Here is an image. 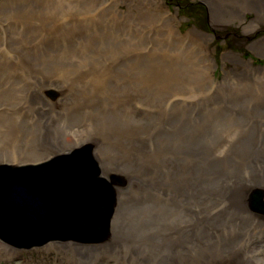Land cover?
<instances>
[{"label": "rangeland", "instance_id": "1", "mask_svg": "<svg viewBox=\"0 0 264 264\" xmlns=\"http://www.w3.org/2000/svg\"><path fill=\"white\" fill-rule=\"evenodd\" d=\"M19 1L0 0V156L23 153L26 160L15 156L12 163H34L89 145L103 172L124 181L116 189L125 240L146 264H161L157 249L175 235L182 240L192 226L205 232L210 205L220 206L214 197L264 161V0L222 3L215 17L206 0H96L114 14L84 21L91 44L72 34L82 16H65L82 0L40 12L24 11ZM151 4L159 15L148 33L141 11L151 13ZM14 7L22 12L8 15ZM192 29L203 34L187 36ZM41 36L42 43L32 40ZM18 59L20 80L6 84L8 62ZM153 70L175 79L166 85ZM6 95L16 104L5 105ZM39 140L50 147L43 150ZM257 193L264 203L256 186L249 208ZM245 235L231 233L232 262L185 254L183 264H244L236 251L258 244L243 243ZM0 242L7 247L0 264H77L85 253L78 264H121L91 255L93 244L55 240L21 249ZM204 243L192 248L210 251Z\"/></svg>", "mask_w": 264, "mask_h": 264}, {"label": "bare ground", "instance_id": "2", "mask_svg": "<svg viewBox=\"0 0 264 264\" xmlns=\"http://www.w3.org/2000/svg\"><path fill=\"white\" fill-rule=\"evenodd\" d=\"M11 0H5V3H9ZM55 1V2H54ZM49 0L46 3H42V0H30L27 2L26 0L19 1L18 3H21L22 9L24 11H34V12H40V11H46V9H49L53 5H59L61 6V3H71L72 0ZM96 0H82V4L76 5L77 7L75 10L71 9L69 12H65V16L68 14L71 18H74V16H82L80 20L75 19V21L72 22L73 28H72V34L77 33H83L86 36V24L84 23L85 20L89 19H97L98 17L101 20H103L106 17H111L114 13L112 9L109 7L110 5L106 3L100 2L99 4L95 3ZM210 13H212V16H219L221 5L222 3H233L235 0H206ZM246 3L249 2V0H244ZM61 2V3H60ZM15 6H17L14 3ZM101 5V6H100ZM155 5L159 8V5L155 3ZM64 6V5H63ZM62 6V7H63ZM108 6V7H107ZM153 4H151V13L146 11H141V14H144V29L149 31H153L154 23L158 21V12H154L152 9ZM226 8H230V6H227ZM21 7H14L13 9H8L7 14L10 16H13V14H19L22 10ZM50 12L53 14V11L50 10ZM48 14V13H47ZM52 14H49L50 16H53ZM81 14V15H78ZM234 13H230L232 15ZM21 15H17V18L21 20L19 17ZM170 30L174 33L173 35L177 34L180 36V34L177 31L176 27L169 26ZM196 32L202 33L201 31L197 29H192L188 31L186 34L187 36L195 35ZM203 34V33H202ZM32 40L44 42L43 36L39 38H33ZM84 41H87V43L91 44L90 37L86 36V39H83ZM176 40L179 43H182L183 47L181 50H188L187 47L189 46L184 43V38L182 37H176ZM189 45H192L191 41L189 40ZM230 53V52H227ZM230 55V54H229ZM234 55V54H233ZM239 59L240 57L236 55ZM228 60H232L231 56H227ZM16 59V58H15ZM21 59L18 60H12V62H8L9 64V73L6 72L7 75V83L17 82L20 79L21 73L19 71L20 67L17 65L20 62ZM241 62L248 63L247 61L240 59ZM237 61H235L236 63ZM203 65V64H202ZM235 66L239 65V63L234 64ZM78 66V64H77ZM204 67V66H203ZM156 72L155 77L162 81L166 85H170V80L172 81L175 79V77H167L166 74L162 71H155ZM112 74V72H110ZM12 78V79H10ZM157 85H160L158 82ZM7 102L4 104L7 106H11L9 104V100L11 98L10 95H6ZM11 104L15 105L14 99L10 100ZM214 108H220L219 106H215ZM264 123V119H263ZM119 137H121L119 135ZM263 140L259 143V147H264V135H262ZM249 138V137H248ZM222 139L226 142L225 138L222 137ZM40 146H43L42 149L46 150L50 146L44 144L41 140H39ZM59 143L58 145H60ZM81 144V143H78ZM77 144V145H78ZM74 146H71L70 148H73ZM244 147V146H241ZM40 147H38L39 149ZM70 148L64 149L63 152L69 151ZM55 149V148H54ZM55 152H58L60 150L55 149L53 150ZM62 153V151H61ZM25 154L21 153L20 155H13L11 153H7L6 155L0 156V162L5 163H12L15 159L13 157H17V160L21 158V160H26ZM15 165V164H14ZM103 172V170H102ZM106 172V173H105ZM105 174L109 175L110 173H107L108 170H106ZM230 175L224 174L222 175L223 178H228ZM120 181L119 183H114L115 188V199L111 207L110 214L107 212L106 220H108V226L107 230L102 234L96 236L95 239H90L92 236H72L70 239L67 238H57V239H49L45 243H41L38 245H30L22 247L21 249H31L35 247H41L44 244H46L48 241H74L81 244H93L94 246L90 248V254L94 256L101 257L104 259V255L107 254L108 256H111V258H116L117 261L121 264H146L143 260V258L135 255L133 253V248L130 245H133L131 243H128L124 236L123 232L121 231L120 222L118 219V211L117 205L119 204L118 196H117V187L122 186L123 180L122 178H118ZM231 181V179H229ZM227 184V182L224 184V186ZM223 186V187H224ZM256 186H260L261 189L264 191V161L255 160L252 171L247 175L243 177H237L232 181L231 187L222 195H217L214 197V202L220 203V206H214V204L210 205L211 213H210V220L205 225V232L199 231L197 229H194V226H192V231L190 229V233L186 236H184L181 240L177 238L175 235V238L172 239L170 244L164 245L165 248L157 249L158 256L161 258V264H183V257L186 254L185 258H190V256L193 258L195 257V254H201L205 259L210 257V259H215V262L217 260H225L229 259L230 262L232 260L236 259L234 257L235 252L230 251V249L234 246L231 237L232 232H238L247 234L242 238L243 243H247L251 241H256L258 244H252V248L249 251H246L244 254H240L239 251H236L238 255H242L246 261L244 264H264V203L262 201L261 195H252L251 197V206L252 208L248 207V202L250 203V197L249 193L250 191L255 188ZM167 188V186L164 184L161 186L160 190L163 191ZM225 189V188H224ZM248 201V202H247ZM215 208V210L213 209ZM117 209V211H116ZM194 222V220H193ZM192 222V223H193ZM178 233V227L175 228ZM179 229L181 230V227L179 226ZM198 239L205 240L204 244H199L208 247L211 249L210 251L207 249H204L202 252L196 250L195 248H192L196 241ZM241 239V238H240ZM0 241L7 243L8 245H12L11 243H8L4 240ZM65 243V242H62ZM128 244V245H127ZM190 247L192 249H190ZM6 245L0 242V251L6 250ZM208 252V253H207ZM183 256V257H182ZM80 261L82 259L84 262L87 259L86 253L83 257H77ZM74 261V258L71 260V262ZM77 262V264H78ZM229 262V263H230ZM107 263V262H102ZM237 264V263H235Z\"/></svg>", "mask_w": 264, "mask_h": 264}, {"label": "water", "instance_id": "3", "mask_svg": "<svg viewBox=\"0 0 264 264\" xmlns=\"http://www.w3.org/2000/svg\"><path fill=\"white\" fill-rule=\"evenodd\" d=\"M118 178L101 175L89 145L37 163H0V239L17 248L72 236L95 239L107 230Z\"/></svg>", "mask_w": 264, "mask_h": 264}, {"label": "flooded vegetation", "instance_id": "4", "mask_svg": "<svg viewBox=\"0 0 264 264\" xmlns=\"http://www.w3.org/2000/svg\"><path fill=\"white\" fill-rule=\"evenodd\" d=\"M212 30H214V29H212Z\"/></svg>", "mask_w": 264, "mask_h": 264}]
</instances>
